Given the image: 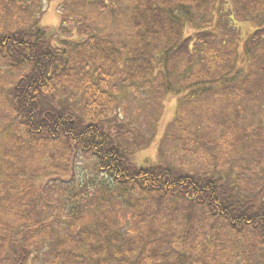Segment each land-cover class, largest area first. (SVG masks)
<instances>
[{
    "label": "trees",
    "instance_id": "1",
    "mask_svg": "<svg viewBox=\"0 0 264 264\" xmlns=\"http://www.w3.org/2000/svg\"><path fill=\"white\" fill-rule=\"evenodd\" d=\"M61 1L47 26L45 0H0V264H264V173L250 192L234 157L264 155V0ZM120 95L174 98L170 161H134L160 110L142 136ZM209 96L260 100L263 124L205 146L184 107ZM83 157L100 178L82 186Z\"/></svg>",
    "mask_w": 264,
    "mask_h": 264
},
{
    "label": "rangeland",
    "instance_id": "2",
    "mask_svg": "<svg viewBox=\"0 0 264 264\" xmlns=\"http://www.w3.org/2000/svg\"><path fill=\"white\" fill-rule=\"evenodd\" d=\"M61 0H45L44 2V13L41 19V23L47 26H57L59 23L58 9ZM67 29H71V24H66ZM252 23H239L238 33L244 38L248 33L254 29ZM72 30V29H71ZM101 33L107 35H115L117 33L116 27L106 26L100 28ZM189 33V31H187ZM71 36H77L76 34H71ZM138 96V95H135ZM139 97V96H138ZM160 99L153 100H141L140 98H124L121 103V95L119 100V110L117 111L120 119L126 120L136 127L142 136L148 137L151 132L150 124L147 120V115L157 116L160 110V116L158 117V125L155 126V137L147 145H144L141 150L135 153L134 161L137 164L147 163L156 161L157 159L162 160L166 158L170 161V156L174 153V146L172 143L167 141L166 143H160V137L167 133L171 127V121L177 114V109H175L176 103L172 96H168L161 103ZM161 103V105H160ZM221 98L216 96H209L208 98H203L201 100L194 101L192 103H187L185 105V124L188 133L194 134V140L204 141V145L207 146L213 139H220L223 135L222 132L224 127L221 126V122H230L244 127H254L263 124L262 116V102L260 100H247L244 98H238L232 104L228 106L225 105ZM163 104V105H162ZM179 105V104H178ZM177 105V106H178ZM131 135V134H129ZM248 150H242L238 153L240 147L237 149L235 157V162L240 161L239 169L242 171V182L245 184V189L252 192L253 181L259 178L257 175L264 173V155L260 156L257 152H252L250 147ZM161 149V152H159ZM248 152V153H246ZM77 176L79 185H88V182H96L99 180V176L95 175L92 171V166L85 157L76 166ZM36 180L34 181L35 187H42L46 177L42 174L36 175ZM263 179L257 180L258 182ZM50 182L48 185L53 187L52 192L57 194L56 190L60 189L59 185H53ZM74 186V184H73ZM47 189V188H46ZM75 189V186L73 187ZM48 190V189H47ZM89 194V193H88ZM46 196L53 202L57 204L58 200L47 193ZM113 219L117 223V226L121 228V224L129 229L127 219L125 216H121V211L114 212L112 215Z\"/></svg>",
    "mask_w": 264,
    "mask_h": 264
}]
</instances>
